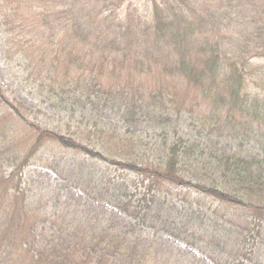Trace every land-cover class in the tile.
Here are the masks:
<instances>
[{
    "label": "trees",
    "instance_id": "16d2710c",
    "mask_svg": "<svg viewBox=\"0 0 264 264\" xmlns=\"http://www.w3.org/2000/svg\"><path fill=\"white\" fill-rule=\"evenodd\" d=\"M145 1V11L120 12L123 4L98 0L76 17L65 0H28L36 18L15 11L9 52L22 57L39 96L60 92L135 124L171 121L193 94L209 133L263 146L264 19L247 17L250 26L237 14L251 1ZM226 2L234 15L219 10ZM2 85L0 264H207L171 239L212 264H264L263 160L180 136L145 164L135 144L101 130L117 149L113 160L100 146L36 125L35 111L5 100ZM138 181L145 189L137 200L130 188ZM173 187L232 209L223 218L230 227L214 226L199 201L181 204L186 189L174 200Z\"/></svg>",
    "mask_w": 264,
    "mask_h": 264
},
{
    "label": "rangeland",
    "instance_id": "374dc122",
    "mask_svg": "<svg viewBox=\"0 0 264 264\" xmlns=\"http://www.w3.org/2000/svg\"><path fill=\"white\" fill-rule=\"evenodd\" d=\"M97 1L98 0H65L68 6L72 8L76 17V13H85L90 5L97 3ZM108 1L113 2L115 6L123 4L120 12L129 11V5L136 6L139 11H145L146 9L145 0ZM250 1L251 2L245 1L240 4L241 8L237 14L243 15L241 20L251 26L247 17L254 18L256 15L260 19H264V0ZM28 5V0H0V82L1 85L3 84L5 100L8 99L9 101L22 103L35 111L32 115V121L36 125L54 129L61 132V134L66 137L80 139L86 145L100 146V148L103 149V152L113 160H120L113 156L117 152V149L115 146L108 143V140H110L109 137H111L108 133L105 132V141H102L100 134L101 130H106L111 134H118L123 139L135 144L138 148V152L143 155L142 159L145 160V164L159 161V156L156 155L158 152L156 151L165 143L176 141L180 136L198 143L203 147H208L213 151H218L224 154H234L245 158L261 159L264 161V145L258 146L244 143L241 139L220 138L219 135L215 133H209L208 129L210 127L203 126L199 121L202 116L200 115V110L196 108L195 101H193V94L184 97V106L188 107L180 116H174L171 121L162 122L161 120L149 119L142 123L135 124L126 122L122 115L111 110H98L89 105L76 103L74 100H71L66 95H62L60 92L57 96H51L48 94L51 97H55V99H49L47 95L39 96L38 91L34 89L35 85L33 84L32 79H29V74L25 72V67L20 64V62H23L22 57L15 56L9 52V49L13 47L14 44L11 40H13L17 34L16 32H13L12 22L15 13L17 12L29 18H36L35 14L26 13L27 11L36 8L28 7ZM45 6L48 9H52L50 5L45 4ZM220 6V11L232 15L235 14V11H233L235 8L233 9L228 2ZM237 14L235 16H237ZM9 18H11V20H9ZM187 19L188 22L185 23V26H188V24L192 22V17L189 14L187 15ZM233 24V26L239 31L242 30L243 26H241L236 20ZM228 25L230 24L227 19H225L222 22L221 28L224 29ZM210 27L211 24L203 25L201 30H207ZM65 63L66 62L63 61L62 66ZM258 63L264 70V60H259ZM180 91L184 93L186 90L181 89ZM103 152L101 151V154ZM160 154L162 153L160 152ZM135 155H137V153ZM145 155L149 157H146ZM123 156L130 160H137L136 157ZM41 171L43 172L44 177L52 176L48 168H43ZM113 173H119V171L115 172L114 170ZM131 177L135 179L137 178V175L134 173ZM201 178L204 181L206 180L204 175H202ZM137 179H139V177ZM219 182H222L221 178H219ZM222 186H224V182H222ZM130 189L134 194L137 193L138 200L141 198L142 192L145 188L138 181L135 186H132ZM178 189H186V192L180 196L182 197L179 201L181 204L188 205L192 202L195 203V207H198L197 202L199 201L202 204V208L207 210L210 209V215L214 219L212 223L214 226L220 230H223L224 227H230V224L225 223L223 218H228L230 214H233L234 211L232 209L229 210L225 206L213 204L211 201L212 199L188 191L187 188L173 187L174 200H177L176 191ZM74 193H76V190H74ZM205 224L210 225V222L205 220ZM171 240L178 249L183 250L190 255H194L199 259H204L207 264H212L209 259L196 253V251L187 244L173 239ZM250 245L251 243H248L247 248L250 247ZM250 250H253L252 247ZM244 252H247V250ZM248 255L251 256V258L253 257L250 253H248ZM244 262L248 263L249 261L244 260Z\"/></svg>",
    "mask_w": 264,
    "mask_h": 264
}]
</instances>
